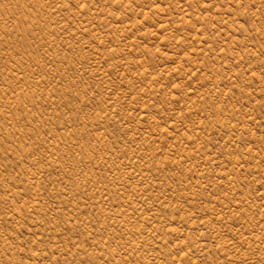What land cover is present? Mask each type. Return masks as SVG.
<instances>
[{
  "label": "rangeland",
  "instance_id": "374dc122",
  "mask_svg": "<svg viewBox=\"0 0 264 264\" xmlns=\"http://www.w3.org/2000/svg\"><path fill=\"white\" fill-rule=\"evenodd\" d=\"M0 264H264V0H0Z\"/></svg>",
  "mask_w": 264,
  "mask_h": 264
}]
</instances>
